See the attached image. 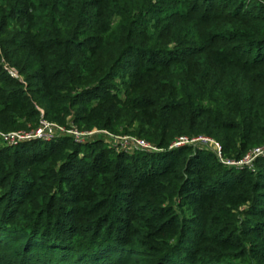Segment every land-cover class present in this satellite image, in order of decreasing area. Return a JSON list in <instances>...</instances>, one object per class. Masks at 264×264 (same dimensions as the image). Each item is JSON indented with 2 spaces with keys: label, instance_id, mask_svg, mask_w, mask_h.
Returning a JSON list of instances; mask_svg holds the SVG:
<instances>
[{
  "label": "trees",
  "instance_id": "obj_1",
  "mask_svg": "<svg viewBox=\"0 0 264 264\" xmlns=\"http://www.w3.org/2000/svg\"><path fill=\"white\" fill-rule=\"evenodd\" d=\"M40 116L156 150L0 145L12 264H264V156L171 146L264 145V0H0V130Z\"/></svg>",
  "mask_w": 264,
  "mask_h": 264
},
{
  "label": "built area",
  "instance_id": "obj_2",
  "mask_svg": "<svg viewBox=\"0 0 264 264\" xmlns=\"http://www.w3.org/2000/svg\"><path fill=\"white\" fill-rule=\"evenodd\" d=\"M4 68L13 76L17 78V75L15 72L10 71V69H8L6 66H4ZM12 68V67H11ZM92 130L89 131H81V130H77V128L75 129V133L70 135L66 134L67 131L69 130H64V127L48 121L46 119H44L42 116H40L37 124L34 127H30V129H21V130H16V131H12L9 132L7 134H1V136L4 137L5 140L8 141V143L11 144H17L18 142H23V141H28V140H42V141H48L53 139L56 136L59 135H66L72 138V140L74 142L77 143H82L85 141H89L91 139L89 138H83L80 135L83 136H90L92 134H94ZM102 131V130H100ZM104 133L106 132L105 130L103 131ZM108 135L110 133L106 132ZM79 136L75 137V136ZM193 140H202V141H206L208 140V138H204V137H197V138H193L190 140H186L183 138L177 139L176 141L172 142L171 146H175V145H179L182 143H187L189 141H193ZM114 150H124V151H132V150H156L155 147H153L152 145H150L149 143L144 142L142 139L140 138H135V137H128L127 139H125V142L123 144L120 145V147L115 148ZM214 151L216 152L217 156L219 157L220 161L224 164L227 165H235V166H242V165H249L251 164V162L253 161L254 158L258 157V156H264V145H260V146H255L251 149H249L240 159L238 160H223L220 157V147L218 145V143L214 142Z\"/></svg>",
  "mask_w": 264,
  "mask_h": 264
},
{
  "label": "rangeland",
  "instance_id": "obj_3",
  "mask_svg": "<svg viewBox=\"0 0 264 264\" xmlns=\"http://www.w3.org/2000/svg\"><path fill=\"white\" fill-rule=\"evenodd\" d=\"M1 64L3 65V67L4 66H6L8 69H10V71H13V72H15L16 73V75H17V78L19 79V80H24V76L21 74V73H19V71L18 70H16V69H14V68H11V66H9L7 63H5L4 61H1ZM121 87V86H120ZM122 88V87H121ZM45 119V118H44ZM47 120V119H46ZM49 121V120H48ZM71 120H70V117L69 116H67L66 118H65V120L63 121L64 123H56V122H54V121H51V122H54V123H56V124H58V125H60V126H62V127H64V130H69V131H67V133L66 134H69L70 133V135H72V134H74L75 133V129L77 128L73 123H71L70 122ZM78 130V129H77ZM130 130V129H129ZM128 130V131H129ZM82 131V130H81ZM94 132V134H92V135H90V136H83V135H80L81 137H85V138H89V139H91V140H93V139H99V140H101V141H103L105 144H106V146L107 147H110V148H112V149H115V148H117V147H120V145L121 144H123L124 142H125V139H127L128 137H135V138H139V137H137V136H135V135H133V134H131V133H115V134H113V133H111V132H108L107 130H105L106 132H108V133H110L109 135L105 132H103L104 130H102V131H100V130H97V129H95L94 128V130H93ZM9 132H12V131H3V130H0V145H5V146H13V145H16V144H11V143H8V141L7 140H5L4 139V137L3 136H1V134H7V133H9ZM69 132V133H68ZM73 136V135H72ZM74 137V136H73ZM75 137H78V138H80L78 135L77 136H75ZM72 139V138H71ZM193 142H201L202 144H204V145H206V146H208L210 149H212V150H214V141H212V140H210V139H208V140H206V141H202V140H193V141H189V142H187V143H193ZM128 152H130V151H128ZM224 160V159H223ZM248 168L250 169V170H253L254 169V167L251 165V164H249L248 165ZM2 251V252H1ZM11 252H12V250H10V249H5V250H0V256L1 255H4V256H2V257H0V264H12L13 262H12V259H11ZM2 259V260H1Z\"/></svg>",
  "mask_w": 264,
  "mask_h": 264
}]
</instances>
